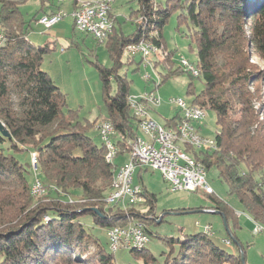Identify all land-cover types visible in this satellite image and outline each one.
<instances>
[{
  "label": "trees",
  "instance_id": "1",
  "mask_svg": "<svg viewBox=\"0 0 264 264\" xmlns=\"http://www.w3.org/2000/svg\"><path fill=\"white\" fill-rule=\"evenodd\" d=\"M27 1L0 0V29L7 37L0 48V120L11 134L0 131V264H117L115 252L102 245L88 219L107 230L131 221L144 223L156 208L157 195L140 184L148 197L147 211L107 204L119 166L107 161L105 143L93 140L90 131L95 123L65 114L66 94L42 68L51 47L28 39L21 7ZM138 4L130 13L136 25L133 33L124 35L114 18L115 27L106 40L113 66L97 63L108 111L104 120L115 126L119 153H129L130 140L141 135L129 103L130 81L119 72L125 64L124 49L141 40L165 48L164 26L173 9L182 10L179 20L190 22L188 36L198 44V77L204 81L197 92L191 90L192 79L190 102L217 114L216 147L194 150L193 155L206 169L216 168L249 216L264 226V104L259 102L264 70L256 71L251 62L255 57L264 61V0H138ZM168 52V58L165 51L154 53L159 56L154 61V54L150 55L155 68L161 64L166 72L161 73L159 86L182 71L176 67L174 53ZM134 58L129 56L128 61ZM180 119L177 113L165 125L175 127ZM26 151L38 152L39 176L47 187L40 198L32 194L30 157L23 163L17 156ZM205 193L215 202L211 208L226 219L232 216L239 225L224 200ZM145 229L151 233L148 226ZM230 231L239 251H227L202 231L172 237L170 253L161 264H249L246 256L242 259L244 245ZM147 247L130 250L145 264L155 263L157 258Z\"/></svg>",
  "mask_w": 264,
  "mask_h": 264
},
{
  "label": "rangeland",
  "instance_id": "2",
  "mask_svg": "<svg viewBox=\"0 0 264 264\" xmlns=\"http://www.w3.org/2000/svg\"><path fill=\"white\" fill-rule=\"evenodd\" d=\"M158 1L165 2L166 0ZM55 3L59 4L58 2ZM21 7L24 20L27 22L28 39L32 43L42 46L50 45L51 47V50L44 55L42 68H48L49 74H51L57 86L66 94L65 114L74 115L76 120H80L83 123H95L90 134L95 143L102 144L97 126L98 122L100 123L102 119L106 118L108 111L97 63L107 67L113 66L114 62L109 55L107 41L99 42L91 35L76 29L70 15L61 19L52 30L46 29L39 22L40 14H44L41 9V0H28ZM138 7V0H115L113 3L112 13L118 16V30L122 31L126 36L135 31L136 25L133 23V18L130 19V13ZM73 9L69 1L61 4L60 8L67 14H71ZM181 13L182 10L173 9L163 29L165 44V48L162 46L164 48L163 51H165L166 56L168 55L167 58L169 57L168 51L174 53L176 67L180 66L181 58H186L196 64L198 52L197 42L188 36L191 33L190 22L180 21L179 15ZM139 20L140 18L137 21L139 22ZM0 31L4 32L1 29ZM163 51L160 52L163 53ZM129 56L135 55H129L124 49L122 61L125 64L119 72L121 75L126 74L130 81L132 96L141 97L150 92H155L161 96V104L157 106L151 105L150 111L151 116L163 124L175 114H182L180 108L170 102V98L179 97L190 102L192 96L189 92V85L192 79L194 83L191 90L200 92L204 88L203 79L198 76L192 78L191 74L186 72L184 68L159 86L162 77L161 73H166L162 65H157L155 68L153 62L152 65L148 64V66H145L146 63L141 55L135 56L134 60L129 62ZM158 57V55L154 54L153 61L158 59ZM251 62L256 71L259 69L264 70V61L260 58L255 57ZM146 75L152 77L146 78ZM116 91L117 85L113 81L111 94L114 95ZM259 98V102L264 104V86H262ZM207 112V116L199 123L201 128L198 131L204 137L215 139L217 134V114L213 109H207ZM261 117L264 119V114ZM189 150L186 152L192 156L193 151L198 149L190 146ZM80 152V149L76 150V154L79 155ZM17 156L23 163H26L29 161L30 154L26 151L19 153ZM192 157L196 159L194 155ZM207 170V181L215 191L213 195L224 200L229 205L228 207L233 209L234 214L237 215L236 220L239 225L235 226L232 216L225 221L224 215L218 209L211 208L210 206H213L215 202L203 190H172L159 171L149 169L144 172H136L135 181L137 183L143 182L149 192L157 195L156 208L146 217L145 222H142L144 226H148L151 232L149 234L150 241L147 244V252L154 254L155 258H157V261L152 264H161L165 261L166 253H170V239L172 237L178 239L184 238L186 235L202 232L205 225L209 224L213 225L214 230V234L210 236L221 247L229 252L239 251V243L227 244L224 240L231 236L229 230H233L245 247L244 250H241V254L243 257L245 252L247 263L264 264V233L254 232L257 226L255 224L256 221L249 216L236 195L230 193L228 184L219 175L218 170L214 167L207 168ZM34 181L35 174H33V183ZM43 190L41 192L37 191L36 195L33 185L32 194L39 198V196H44L47 193L46 188H43ZM107 204L110 205L109 203ZM145 204L141 202L136 204L137 206L132 207L147 211L148 205ZM208 206L209 208H204ZM90 218L87 221L88 227L100 238L102 245L108 251H111L108 230L97 225ZM134 255L130 248H121L115 252V260L117 264H145L143 258H137Z\"/></svg>",
  "mask_w": 264,
  "mask_h": 264
},
{
  "label": "built area",
  "instance_id": "3",
  "mask_svg": "<svg viewBox=\"0 0 264 264\" xmlns=\"http://www.w3.org/2000/svg\"><path fill=\"white\" fill-rule=\"evenodd\" d=\"M55 2H66L67 0H53ZM114 1L101 0V3H91V0H76L75 7L71 14L55 11L52 14H44L39 18V22L44 25L46 29H50L57 24L61 19L70 15L74 21L76 29L86 34L91 35L99 42L106 41V37L111 34V28L114 27L113 21V7ZM85 4H95V12H86ZM7 41L6 35L0 32V44ZM135 49V56L141 55L146 65L151 63L149 55L146 51L141 50L139 46H132ZM134 56V57H135ZM133 57V56H131ZM180 61H186L181 58ZM187 66H190L186 61ZM191 67V66H190ZM194 72V68H192ZM152 76L146 75V78ZM151 100H160L162 98L155 92H150L136 97L130 95L129 103L133 110L134 115L138 119H145V128H140L141 135L132 141L134 149V156L129 158L124 164L120 165V181L114 188V195H109L106 201L110 205H121L125 211L130 207L136 206L141 202H147L148 197L144 191V197L132 196V189L143 188L142 185L135 183V173L137 169H152L159 171L165 182L169 183L172 190H188L196 191L198 189L204 192L213 194L215 193L213 187L207 181L206 175L198 172L197 169L192 167L191 161L187 160L179 152L176 146L169 144V136L163 135L162 128L153 125L151 120L146 114V107H151ZM170 102L178 106V104H185L178 98H170ZM195 113H202V120L205 116V109L195 110L193 107L185 105V112H182L180 119V126H184L187 134H190V140L196 145L200 151H212L211 145L206 144L203 140L191 138V129H199L198 123L202 120H195ZM115 126L108 120H103L99 124V134L105 141L106 146H115L116 154H119V147L114 141ZM35 159H39L37 151H31L30 164L31 169H35ZM37 188H46L43 180L37 171L36 183L34 185V193L37 194ZM144 189V188H143ZM140 220L129 222L125 226H113L108 229L109 242L111 250L117 252L121 248H130L132 245H145L150 241V237H144L143 229H141ZM204 231L213 235L214 230L211 224L205 225ZM255 233H264V230H259L256 226ZM225 243L233 244L235 235L224 239Z\"/></svg>",
  "mask_w": 264,
  "mask_h": 264
},
{
  "label": "bare ground",
  "instance_id": "4",
  "mask_svg": "<svg viewBox=\"0 0 264 264\" xmlns=\"http://www.w3.org/2000/svg\"><path fill=\"white\" fill-rule=\"evenodd\" d=\"M109 1H114L115 0H109ZM64 3V2H60ZM91 3H101V0H91ZM85 11L86 12H95V4H85ZM58 12H63L62 10H58ZM113 21L114 18H113ZM115 27V26H114ZM114 27L111 28V33L113 32ZM2 32V31H0ZM4 33V32H3ZM5 35V34H4ZM109 37H106V40ZM6 44V42H3L0 44V48H2L4 45ZM141 44V50L146 51L149 55V60L151 61V63L148 64H153V61L150 58V55L159 52V51H163L164 48H159L156 45H154L152 43V41H148V40H141L138 42H132L129 43L128 45H126L125 47V51L130 55H135V49L132 46H139ZM183 60H186L188 62V64H190V66H187L186 61H180V67L184 68V70L186 72H189L192 76H199L200 75V68L198 67L197 64H194L192 62H190L188 59L186 58H182ZM192 68H194V72L192 70ZM181 101H183L185 104H178V107L180 108V110L182 112H185V105L187 107H193L195 110H203L205 109L202 106H199L197 104H193L192 102H187L182 98H179ZM160 104V100H151V105L152 106H157ZM207 110L205 109V116H207ZM146 114L147 116L153 120V125L158 126V128H162V134L163 135H170L169 136V144H171L172 146H176L177 149H179V152L182 154L183 157H185L187 160L191 161L192 167L197 169L198 172L203 173L204 175H206L207 177V169L205 167V165L199 161H197L196 159H194L192 156H190L187 152H186V146H192L196 148V145L193 144L190 140V134H187V131H185L184 126H180V121L177 123L176 127H168L164 124H161L160 122H158L157 120H155L152 116H151V111H150V107H146ZM195 120H202V113H195ZM139 123H140V128H145V119H139ZM98 131H99V125L97 127ZM117 135L116 129L114 130V137ZM191 138H195L197 140H203L205 141L206 144H210L211 145V149H214L216 147V142L215 139H211V138H207L202 136L198 129H191ZM103 140V139H102ZM103 142L105 143V141L103 140ZM131 150L129 152V158L134 156V149L132 147V141L129 142ZM107 147V161L109 162H114L116 157L119 154H116V147L115 146H106ZM190 148V147H189ZM197 149V148H196ZM199 150V149H198ZM35 169L33 170V174H35V181L33 183V185H35L36 183V177H37V171L39 170V161L38 159H35ZM120 181V172L118 170V174L115 177L114 180V188L117 186V184H119ZM32 185V187H33ZM114 188L113 190L109 193V195H114ZM37 191H44L43 188H37ZM144 190L143 188H136V189H132V196L135 197H144L143 194ZM43 194V193H42ZM37 195V194H36ZM45 195V194H44ZM109 195L106 197V201L109 199ZM39 196V195H38ZM42 196H39V198ZM137 206V205H136ZM257 224V227L259 228V230H264V226L262 224L259 223H255ZM141 229H143V235L144 237H150L149 234L147 233L145 226L142 224L141 222ZM146 247L145 245H132V248H137V249H142ZM111 248V246H110Z\"/></svg>",
  "mask_w": 264,
  "mask_h": 264
},
{
  "label": "crops",
  "instance_id": "5",
  "mask_svg": "<svg viewBox=\"0 0 264 264\" xmlns=\"http://www.w3.org/2000/svg\"><path fill=\"white\" fill-rule=\"evenodd\" d=\"M42 1V10H43V12L42 13H47V12H52V11H57V10H60V8H61V4H63V3H61V4H56L55 3V1H53V0H41ZM67 1H69L71 4H72V6H73V8L75 7V1L76 0H67ZM48 2H50V3H48ZM42 15H44V14H40V16H42ZM113 18H115V19H117V22H118V16H116L114 13H113ZM59 23V22H58ZM57 23V24H58ZM57 24H55V25H57ZM54 25V26H55ZM53 26V27H54ZM0 27H1V24H0ZM53 27H51L50 28V30H52V28ZM118 29V28H117ZM30 41V40H29ZM43 69L45 70V71H48V73H49V70H48V68H44L43 67ZM51 75V74H50ZM181 115V114H180ZM104 119H102L101 121H100V123L103 121ZM168 120V119H167ZM167 120H166V122L164 123V125L167 123ZM158 121V120H157ZM159 122V121H158ZM99 122H98V125L100 124ZM161 123V122H160ZM161 124H163V123H161ZM197 126L199 127V130H200V128H201V125L198 123L197 124ZM98 127V126H97ZM98 130V129H97ZM101 137V136H100ZM102 139V138H101ZM102 142H103V140H102ZM128 159H129V153L128 152H121V153H119V155L116 157V159H115V164L117 165V167H118V169L120 168V165H122V164H124L126 161H128ZM137 171H140V172H144V171H147L146 169H137ZM136 171V172H137ZM136 174V173H135ZM135 183H137L136 181H135ZM137 184H142L147 190H148V188L143 184V182H140V183H137ZM149 191V190H148ZM213 226V225H212ZM230 231V230H229ZM230 233H232L231 231H230ZM233 234V233H232ZM238 236V235H237ZM239 238V237H238Z\"/></svg>",
  "mask_w": 264,
  "mask_h": 264
},
{
  "label": "water",
  "instance_id": "6",
  "mask_svg": "<svg viewBox=\"0 0 264 264\" xmlns=\"http://www.w3.org/2000/svg\"><path fill=\"white\" fill-rule=\"evenodd\" d=\"M0 131H2L6 136H11L9 130L6 128L5 124L0 120ZM93 211L101 213L98 208H92ZM225 221L227 220L224 216ZM243 260H245V255L243 254L242 257Z\"/></svg>",
  "mask_w": 264,
  "mask_h": 264
}]
</instances>
